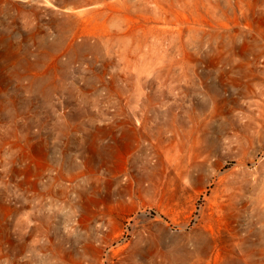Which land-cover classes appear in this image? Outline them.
I'll return each mask as SVG.
<instances>
[{
	"label": "rangeland",
	"instance_id": "obj_1",
	"mask_svg": "<svg viewBox=\"0 0 264 264\" xmlns=\"http://www.w3.org/2000/svg\"><path fill=\"white\" fill-rule=\"evenodd\" d=\"M0 264H264V0H0Z\"/></svg>",
	"mask_w": 264,
	"mask_h": 264
}]
</instances>
